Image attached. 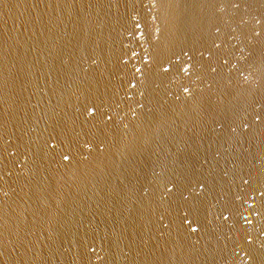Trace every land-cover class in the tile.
Listing matches in <instances>:
<instances>
[{"label":"water","instance_id":"1","mask_svg":"<svg viewBox=\"0 0 264 264\" xmlns=\"http://www.w3.org/2000/svg\"><path fill=\"white\" fill-rule=\"evenodd\" d=\"M0 264H264V0H0Z\"/></svg>","mask_w":264,"mask_h":264}]
</instances>
